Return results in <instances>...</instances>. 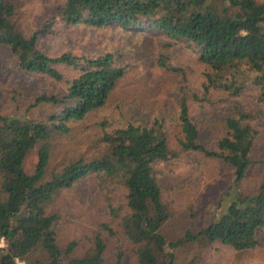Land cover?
<instances>
[{"label": "trees", "instance_id": "trees-1", "mask_svg": "<svg viewBox=\"0 0 264 264\" xmlns=\"http://www.w3.org/2000/svg\"><path fill=\"white\" fill-rule=\"evenodd\" d=\"M44 1L47 17L27 32L21 23L23 0H0V56L9 49L15 55L11 65L65 84L63 96L43 93L29 107L41 102L61 104L62 110L49 118L52 124L0 112V238L7 241L0 248V264H103L112 240L118 246L115 264H124L128 255L135 264H159L161 254L167 255L166 264H182L173 250L189 242L221 243L238 251L262 245L264 180L257 189H248L245 183L257 161L253 156L256 130L244 122L242 113L225 119L224 132L213 148L201 141L202 130L182 97L179 147L171 145L161 121L151 126L129 122L105 131L95 155H65L53 165L58 141L51 133L69 134L71 122L104 107L126 75L127 65L112 52L96 58L70 52L50 56L39 43L60 23L65 27L117 23L126 30L158 27L169 37L190 41L207 66L205 90L241 95L253 82L264 103V0ZM61 65L75 75L65 77ZM33 149L38 150V162L30 173L25 160ZM189 151L227 163L234 180L220 193L218 211H211L205 226L189 229L172 241L163 231L173 216L164 199L158 165ZM90 173H95L110 220L86 234L83 245L76 240L64 242L65 215L58 197Z\"/></svg>", "mask_w": 264, "mask_h": 264}, {"label": "rangeland", "instance_id": "rangeland-1", "mask_svg": "<svg viewBox=\"0 0 264 264\" xmlns=\"http://www.w3.org/2000/svg\"><path fill=\"white\" fill-rule=\"evenodd\" d=\"M47 12L44 0H23V28L27 32L34 29L47 17L44 14ZM189 43L185 38L169 37L158 27L126 30L117 23L102 27L81 23L65 27L60 23L43 35L40 48L50 56L70 52L96 58L112 52L127 65L126 75L117 83L104 107L89 113L83 120L71 122L69 134L51 133L50 136L58 141L52 164L58 165L65 155H95L105 131L129 122L151 126L161 121L169 132L171 145L179 147L178 138L182 136L179 103L185 97L192 118L202 130L201 141L208 146L216 147L229 116L242 113L244 122L256 130L253 156L257 161L245 183L248 189H257L264 180V103L259 99V87L251 82L241 95L223 89L205 90L203 82L207 66ZM13 59L15 55L9 49H3L0 56V112L25 114L52 124L49 118L62 110L61 104L41 102L29 107L43 93L63 96L65 84L15 67L10 64ZM59 69L65 77L75 75L68 67L61 65ZM37 162L38 150L33 149L27 154L26 170L32 173ZM232 174L227 163L198 151L186 152L179 159L158 165L164 199L173 216L163 228L168 239L176 241L187 230L198 231L210 221L211 211H218L220 193L225 192L234 180ZM1 190L0 174V193ZM58 199L62 200L65 215L61 236L64 242L76 240L83 245L86 234L110 220V209L100 200L95 173L64 190ZM262 241V245L247 251H238L221 243L211 246L198 242L180 245L173 251L182 264L190 261L193 264H264V231ZM117 254L118 246L112 240L103 264H115ZM166 256L160 255L159 264H166ZM124 264L135 262L128 255Z\"/></svg>", "mask_w": 264, "mask_h": 264}, {"label": "built area", "instance_id": "built-area-1", "mask_svg": "<svg viewBox=\"0 0 264 264\" xmlns=\"http://www.w3.org/2000/svg\"><path fill=\"white\" fill-rule=\"evenodd\" d=\"M7 244L6 238L3 236L0 238V248L5 247Z\"/></svg>", "mask_w": 264, "mask_h": 264}]
</instances>
